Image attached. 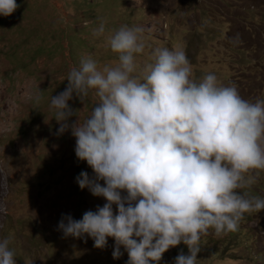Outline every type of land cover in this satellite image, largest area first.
<instances>
[{
	"label": "clouds",
	"instance_id": "1",
	"mask_svg": "<svg viewBox=\"0 0 264 264\" xmlns=\"http://www.w3.org/2000/svg\"><path fill=\"white\" fill-rule=\"evenodd\" d=\"M18 7L16 0H0V16ZM105 23L92 35L104 37L117 60L101 67L82 57L49 108L56 134L71 131L76 157L94 173L82 171L76 183L106 203L79 220L62 215L58 230L65 238H91L96 248L111 237L113 258L123 246L126 264L159 262L183 243L188 254H178L175 264H197L201 238L210 230L227 235L246 213L264 210V198L247 191L264 172V100L243 99L213 73L195 79L180 46L154 49L137 71L143 29L122 25L105 36ZM90 95L96 102L82 121L69 101L85 104ZM31 99L38 107L42 96ZM73 116L78 120L70 122ZM10 243L0 240V264H16Z\"/></svg>",
	"mask_w": 264,
	"mask_h": 264
},
{
	"label": "rangeland",
	"instance_id": "2",
	"mask_svg": "<svg viewBox=\"0 0 264 264\" xmlns=\"http://www.w3.org/2000/svg\"><path fill=\"white\" fill-rule=\"evenodd\" d=\"M236 1L252 4L244 11L253 26L232 9L235 0H16L17 10L0 16V240L11 239L16 264H126L129 258L123 246L113 258L111 237L96 248L91 238H65L58 230L62 215L79 220L106 203L79 188L76 177L94 173L76 157L71 131L56 134L59 124L49 108L82 57L101 67L117 60L92 30L101 20L105 36L122 25L141 27L145 50L135 57L137 71L154 49L180 46L195 79L213 73L243 99L264 100V30L258 29L264 0ZM34 94L42 96L38 107ZM95 102L90 95L85 104L74 97L69 105L83 121ZM247 191L264 198V172ZM200 248L197 264H264V210L246 213L227 235L210 230ZM181 252L188 254L183 243L153 264H175Z\"/></svg>",
	"mask_w": 264,
	"mask_h": 264
},
{
	"label": "flooded vegetation",
	"instance_id": "3",
	"mask_svg": "<svg viewBox=\"0 0 264 264\" xmlns=\"http://www.w3.org/2000/svg\"><path fill=\"white\" fill-rule=\"evenodd\" d=\"M246 3L242 2L241 4L238 5L237 1L235 0V2L233 4H231V7H232V9L234 8L236 11L243 12L245 14V17L247 18L246 19V24H251L253 26V22L249 20L248 14H246L245 11H244L245 10V7H246V9L248 7H252V4H250V3L249 4H246ZM260 28H263V30H264V24L261 25V26H259L258 29H260ZM262 34H264V31L262 32Z\"/></svg>",
	"mask_w": 264,
	"mask_h": 264
}]
</instances>
